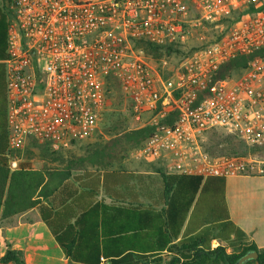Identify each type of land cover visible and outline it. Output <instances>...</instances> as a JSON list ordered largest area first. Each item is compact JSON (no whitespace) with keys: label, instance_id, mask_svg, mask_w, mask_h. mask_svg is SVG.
<instances>
[{"label":"built area","instance_id":"built-area-1","mask_svg":"<svg viewBox=\"0 0 264 264\" xmlns=\"http://www.w3.org/2000/svg\"><path fill=\"white\" fill-rule=\"evenodd\" d=\"M257 1L1 0L10 167L20 164L12 153L31 141L57 152L94 135L114 77L134 120L154 128L136 157L164 161L167 174L264 176V56L207 92L222 65L264 49V13L234 21L177 69L143 46L184 44L202 20ZM220 129L247 150L214 154L208 135Z\"/></svg>","mask_w":264,"mask_h":264},{"label":"trees","instance_id":"trees-1","mask_svg":"<svg viewBox=\"0 0 264 264\" xmlns=\"http://www.w3.org/2000/svg\"><path fill=\"white\" fill-rule=\"evenodd\" d=\"M3 8L0 0V221L38 207L45 222L55 225L58 218L71 213L67 201L76 191L68 192L70 179L93 196L104 192L116 200L139 202L135 182H144L145 175L107 166L119 160L128 148L145 143L154 132L150 125L122 130V123L116 122L113 126L116 139L94 153L95 157L79 159L78 164L84 168L82 173H73L72 165L66 171H45L30 163H20L15 169L10 167L6 66L2 62L8 57V15ZM259 9L263 6L256 8L252 3L220 20L232 22V17L238 19ZM143 46L146 53L160 58L179 45L162 47L145 42ZM257 56H264V49L222 65L207 92L212 93L219 80L240 73ZM108 79L113 88L121 90L114 77ZM87 163L100 164L102 168L89 169ZM161 176L166 186L161 196L167 200L165 209L98 200L73 215L74 221L62 225V230L55 231L70 264H160L164 263L166 254L170 258L165 264H236L249 251L258 252L257 259L251 263L264 264V247L249 241L246 232L231 219L226 177L165 172ZM60 192L59 201H54ZM214 241L219 243L215 247ZM6 247V252L0 255V264H27L21 250L13 249L9 242Z\"/></svg>","mask_w":264,"mask_h":264},{"label":"rangeland","instance_id":"rangeland-1","mask_svg":"<svg viewBox=\"0 0 264 264\" xmlns=\"http://www.w3.org/2000/svg\"><path fill=\"white\" fill-rule=\"evenodd\" d=\"M254 5L256 8L263 6V9L246 12L238 19L232 17L230 18L232 19V22L228 20H202L198 26H195L192 29V33H190V36L186 42L176 46L174 51L171 53H165L160 58H155L151 54L149 55H151L157 63H161V61L164 59L168 62V66L170 68L177 69L192 55L194 51L226 33L234 21H239L254 16L260 12L264 13V0H258L256 3H254ZM239 74L240 73H235L233 76L237 77ZM108 82L110 85V91L108 93L107 104L105 111L102 113L98 130L94 135L86 139L79 140L70 145V147L57 152L52 151L46 144L31 141L25 147L15 150L14 153H12V157L18 159L19 163H30L33 167L41 168L45 171H66L72 165L73 173H82L84 168L78 164V161H80L79 159L82 157H95L94 153H98L100 150L105 149V147L112 140L116 139L115 129L113 130V126L116 122L119 121L118 123H122V130L129 127L133 129L144 127L134 120L131 113V102L128 97H126L121 90L113 88V84H111L110 80ZM207 144L210 150L216 155L236 154L246 149V145L240 139L234 135H229L222 129L217 130L215 133H210L208 135ZM139 148L140 146L128 148L122 153L123 155L119 160L111 162L112 164H109L107 167L147 171L153 176L154 183H162L163 180L161 173L165 172L166 170L165 162L161 160H144L136 157L135 153ZM86 165L89 169L102 168L100 164L94 165L87 163L85 166ZM232 179H239L242 181L241 184L238 185L240 191L250 189L253 187L251 184L255 183L256 181V179L251 178ZM72 181L73 180L70 179L68 184H71ZM61 194V192L56 193L55 197L53 198L54 201L58 202ZM102 197V195L97 196L98 199ZM37 212L38 210H36V213H33L32 215H36ZM15 222L17 221H13L12 224ZM24 223H27V221H24ZM8 224L9 223L6 219L0 221V250L4 248L2 238L4 237V231ZM6 242L9 241H6L5 239V246ZM218 244V242H215L214 246H217ZM5 248L7 249V247ZM0 255L3 254L0 253ZM169 258L170 255L168 254L163 256L164 264Z\"/></svg>","mask_w":264,"mask_h":264},{"label":"crops","instance_id":"crops-1","mask_svg":"<svg viewBox=\"0 0 264 264\" xmlns=\"http://www.w3.org/2000/svg\"><path fill=\"white\" fill-rule=\"evenodd\" d=\"M122 170L145 175L144 182H135V190L140 193L139 202L131 203L129 199L126 201L116 200L104 192L93 196L73 180L71 184L67 185L68 192L70 190L76 191L75 195L67 201L71 213L69 212L66 216L58 218L55 225H49L45 222L38 207L4 218L9 224L4 231V237L2 238L4 248L0 250V253L4 254L6 251V239L13 249L23 252L27 264H70L69 259L56 240L55 231H59L62 225L64 227L68 222H73L75 219L73 215H78L94 202L105 200L110 204L131 203L143 208H156L158 210L167 207L166 198H161L164 190H166L163 181L160 184L154 183L153 176L147 171L128 168ZM232 178H251L256 179V181L251 184L253 187L250 189L240 191L238 185L242 181ZM99 195L103 197L98 199L97 196ZM226 199L233 222L246 232L249 241L255 242L259 247H264V176L242 175L227 178ZM36 210H38L37 214L32 215L36 213ZM13 221H17L16 224H12ZM24 221H27V223H24ZM215 242L217 241L213 242V247H215Z\"/></svg>","mask_w":264,"mask_h":264},{"label":"water","instance_id":"water-1","mask_svg":"<svg viewBox=\"0 0 264 264\" xmlns=\"http://www.w3.org/2000/svg\"><path fill=\"white\" fill-rule=\"evenodd\" d=\"M258 257V252L257 251H249L246 254L242 255L236 264H254L251 263L252 260L257 259ZM160 264H164V263H160Z\"/></svg>","mask_w":264,"mask_h":264}]
</instances>
